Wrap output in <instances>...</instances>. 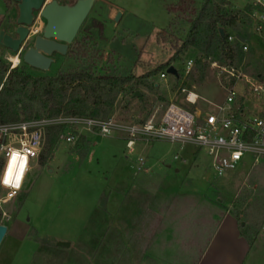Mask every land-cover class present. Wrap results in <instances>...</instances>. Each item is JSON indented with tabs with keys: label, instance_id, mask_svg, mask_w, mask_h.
<instances>
[{
	"label": "rangeland",
	"instance_id": "1",
	"mask_svg": "<svg viewBox=\"0 0 264 264\" xmlns=\"http://www.w3.org/2000/svg\"><path fill=\"white\" fill-rule=\"evenodd\" d=\"M59 1L71 4L76 0ZM177 2L95 1L76 39L89 32L94 38L90 44L95 42L101 50L95 73L117 76L122 84L105 97L102 112L92 114L97 109L91 107L86 114L127 122L159 115L171 101L193 108L179 91L180 84L201 96L194 107L204 112L213 111L214 104L223 101L225 91L213 69L201 63L198 49L189 47L171 59L176 50L169 36L174 30L168 23L174 14L166 6ZM194 2L200 8L204 0ZM11 3L5 11L0 0V30L16 35L19 10L16 2ZM225 8L239 14L237 27H227L228 34L247 37L250 48L236 63H243L244 70L264 80V32L255 31L248 16L249 0H226ZM118 12L120 18L115 20ZM44 25L36 12L34 33L16 54L19 65L34 77L56 76L72 63L68 53L54 54L48 71L23 62L24 50ZM190 29V24L180 26L176 36L184 40ZM163 33L166 39L160 36ZM14 54L0 45L1 61L9 69ZM189 59L193 65L188 70ZM166 63L177 68L178 77L168 74L166 80L160 79L164 69L152 74ZM133 88L141 92V98L132 94ZM18 112L20 119L26 118L22 110ZM66 133L61 128L48 133L21 192L0 204V224L8 227L0 244V264H190L186 259L198 260L210 247L217 227L208 209H202L206 205L226 209L237 218L251 247L246 264L264 255V158L253 164L248 155L238 168L216 176L209 156L203 150L195 154L190 145L154 140L137 144L136 153L128 157L122 135L83 134L69 143ZM138 154L144 157L142 165L135 160ZM195 217H201L204 224ZM177 231H184V238H177ZM60 241H69L70 246L61 247ZM233 243L234 238L227 241L234 247Z\"/></svg>",
	"mask_w": 264,
	"mask_h": 264
},
{
	"label": "built area",
	"instance_id": "2",
	"mask_svg": "<svg viewBox=\"0 0 264 264\" xmlns=\"http://www.w3.org/2000/svg\"><path fill=\"white\" fill-rule=\"evenodd\" d=\"M248 16L254 22L255 31L264 32V0H249ZM38 18H42L39 12ZM32 27L30 35L34 33ZM236 40L235 35L228 34L230 44ZM240 43L242 52L248 53L247 41ZM205 62L225 91L223 101L214 104L211 112L194 107L201 96L180 84L179 91L193 108L171 101L161 114L153 113L139 121L64 113L0 121V204L21 192L33 164L44 150L51 128L66 130L69 143L88 132L98 136L122 135L128 157L136 153L139 142L167 140L190 145L195 153L203 150L209 156L210 169L216 176L238 168L248 155L253 164H258L264 158V80L244 70L243 63L214 59ZM192 65L193 60L189 59L188 70ZM167 68L159 73L160 79H167ZM135 160L139 165L145 161L141 154Z\"/></svg>",
	"mask_w": 264,
	"mask_h": 264
},
{
	"label": "trees",
	"instance_id": "3",
	"mask_svg": "<svg viewBox=\"0 0 264 264\" xmlns=\"http://www.w3.org/2000/svg\"><path fill=\"white\" fill-rule=\"evenodd\" d=\"M3 1L7 7L13 2ZM194 3V0H178L177 3L166 6L167 12L174 14L168 23V28L174 30L169 36H173L172 43L176 50L171 59H176L179 53L194 47L201 52L203 65L209 58L231 63L237 59L241 61L244 53L240 41H245L247 37L236 36L237 40L233 44L227 41V27H237L238 12L227 10L226 0H204L200 8ZM187 24L191 25V29L182 40L177 37L176 31ZM90 28L85 29L88 31ZM221 28L224 36L220 33ZM100 34H103L102 28ZM160 36L167 38L164 33ZM93 39L89 32L75 38L67 54L72 63L61 69L56 76L34 77L27 72L25 66L19 64L9 69L0 58V121L19 120V110L23 111L26 119L57 116L61 113L100 117L86 114V111L93 107L97 110L91 111L92 114L102 112L100 107L105 104V97L114 92V88L122 84V81L112 74L95 73L101 50L95 42L90 44L89 40ZM178 43L181 44L177 47ZM135 49L134 47L133 50ZM169 65L170 63L164 64L152 74L166 69ZM136 91L133 88L132 94ZM54 129L59 128H51L50 131ZM41 163L44 164L42 157Z\"/></svg>",
	"mask_w": 264,
	"mask_h": 264
},
{
	"label": "water",
	"instance_id": "4",
	"mask_svg": "<svg viewBox=\"0 0 264 264\" xmlns=\"http://www.w3.org/2000/svg\"><path fill=\"white\" fill-rule=\"evenodd\" d=\"M17 3L19 14L17 17L16 35L0 30V45L20 54L30 38V27L39 12L45 20L41 34L34 36L33 42L23 54V62L31 68L48 71L55 62L54 54L66 55L70 45L74 42L82 24L89 15L96 0H76L74 3H61L59 0H12ZM120 12L115 20H119ZM220 33L224 36V30ZM167 72L177 76L178 70L174 65L167 68ZM135 97L141 98V92L136 91ZM8 227L0 224V244L7 234ZM61 247H69V241H60Z\"/></svg>",
	"mask_w": 264,
	"mask_h": 264
},
{
	"label": "crops",
	"instance_id": "5",
	"mask_svg": "<svg viewBox=\"0 0 264 264\" xmlns=\"http://www.w3.org/2000/svg\"><path fill=\"white\" fill-rule=\"evenodd\" d=\"M231 1L232 2L235 1L236 3V0H231ZM9 6L7 7V5L5 4V7H6L5 11L9 9ZM86 135L93 136L95 134L88 132L86 133ZM119 137L123 139L122 136H119ZM142 143L147 144L148 142H139L138 144H142ZM176 170L179 171V169H176ZM210 207L211 208H208V206L206 205L204 206V208H202L203 210L208 209L209 213L212 214V217H213L212 219L215 220V222H217L215 223L217 227H215V231L211 239L212 241H211V244L209 245L210 247L206 249L205 251H203L202 255L198 258V260H196V258L194 257L192 261L193 256L191 257V259L187 258L186 260H189L192 264H246L248 263L247 261L249 260L247 259L251 252L250 250L251 247L249 245L247 238L241 234V231L237 223V218L226 209L220 210L215 206H210ZM196 218H198V221ZM194 219L201 225L204 224L201 220V217H195ZM181 228L185 230L184 226ZM183 234H184V231L183 232L181 231V233H179L178 231L176 232L177 238L180 235L182 236L181 239L184 238ZM221 234L223 235L222 239L220 240V242H218L219 238L217 239V237H219ZM232 238H234V243H233L234 247L231 246V244H227V241L228 240L231 241ZM175 242L178 243V241H175ZM217 242L219 243L218 246L216 245ZM249 264H264V255L261 256L259 261L258 259H254V260L251 259Z\"/></svg>",
	"mask_w": 264,
	"mask_h": 264
},
{
	"label": "bare ground",
	"instance_id": "6",
	"mask_svg": "<svg viewBox=\"0 0 264 264\" xmlns=\"http://www.w3.org/2000/svg\"><path fill=\"white\" fill-rule=\"evenodd\" d=\"M9 59L14 63V67L20 62L19 56L16 54L12 55Z\"/></svg>",
	"mask_w": 264,
	"mask_h": 264
},
{
	"label": "snow or ice",
	"instance_id": "7",
	"mask_svg": "<svg viewBox=\"0 0 264 264\" xmlns=\"http://www.w3.org/2000/svg\"><path fill=\"white\" fill-rule=\"evenodd\" d=\"M7 182V181H6Z\"/></svg>",
	"mask_w": 264,
	"mask_h": 264
}]
</instances>
